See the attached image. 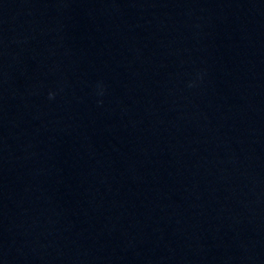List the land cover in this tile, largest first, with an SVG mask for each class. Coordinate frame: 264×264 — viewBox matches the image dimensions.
<instances>
[{"label":"water","instance_id":"obj_1","mask_svg":"<svg viewBox=\"0 0 264 264\" xmlns=\"http://www.w3.org/2000/svg\"><path fill=\"white\" fill-rule=\"evenodd\" d=\"M0 264H264V0H0Z\"/></svg>","mask_w":264,"mask_h":264},{"label":"clouds","instance_id":"obj_2","mask_svg":"<svg viewBox=\"0 0 264 264\" xmlns=\"http://www.w3.org/2000/svg\"><path fill=\"white\" fill-rule=\"evenodd\" d=\"M52 97V93H49V98H51Z\"/></svg>","mask_w":264,"mask_h":264}]
</instances>
